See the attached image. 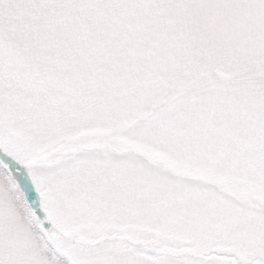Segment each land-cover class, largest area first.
Wrapping results in <instances>:
<instances>
[{
  "label": "snow or ice",
  "instance_id": "1",
  "mask_svg": "<svg viewBox=\"0 0 264 264\" xmlns=\"http://www.w3.org/2000/svg\"><path fill=\"white\" fill-rule=\"evenodd\" d=\"M0 264H264V0H0Z\"/></svg>",
  "mask_w": 264,
  "mask_h": 264
}]
</instances>
